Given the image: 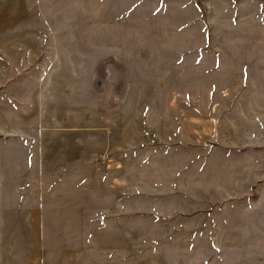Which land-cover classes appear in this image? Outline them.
Here are the masks:
<instances>
[{
    "label": "rangeland",
    "instance_id": "obj_1",
    "mask_svg": "<svg viewBox=\"0 0 264 264\" xmlns=\"http://www.w3.org/2000/svg\"><path fill=\"white\" fill-rule=\"evenodd\" d=\"M0 264H264V0H0Z\"/></svg>",
    "mask_w": 264,
    "mask_h": 264
},
{
    "label": "crops",
    "instance_id": "obj_2",
    "mask_svg": "<svg viewBox=\"0 0 264 264\" xmlns=\"http://www.w3.org/2000/svg\"><path fill=\"white\" fill-rule=\"evenodd\" d=\"M160 141V140H159ZM165 143V142H163ZM177 146H182L181 144H176ZM189 147V146H188ZM164 149H170L169 147V143H165ZM107 153H104L101 155V157L103 158L104 155H106ZM158 159H153V163L149 162V164L146 165H150L148 167L153 168L152 172H146V171H138V173H136V175H134V177L140 178V181H137L135 186L131 187V191L129 190L128 186V192L124 191V196L127 198H122L123 202H127L128 200H131L133 198H139V196L143 197V205H139L136 207L135 210L140 209L141 211H144V209H148L149 212H152L153 214H155L157 217L159 216H164V217H171V214H173L176 211H181V213H183L184 211H189V210H198L201 209V204L200 202H195L192 198V195L195 196L194 192L192 191V189L185 187V188H176L175 185L170 184L168 189H164L162 187L163 190L157 191L156 187H151L148 186L146 183H143V177L144 176H150V175H160L159 173H163L161 172V170H158L159 168H157V162ZM106 161V160H104ZM108 161V160H107ZM165 164L162 163L161 167L164 166ZM160 167V168H161ZM158 171V174H157ZM180 173H190L191 176H194L195 173L192 172H187L186 170H181V171H177ZM164 175H166L165 173H163ZM170 176L172 177V175L170 174ZM153 190V192H151ZM189 191V192H187ZM153 193H157L156 197L151 195ZM199 197V196H198ZM199 199V198H197ZM147 202H151L150 206H146L145 203ZM136 205V202H134ZM128 205H125L126 210L128 209L127 207ZM191 225V224H190ZM194 233V232H193Z\"/></svg>",
    "mask_w": 264,
    "mask_h": 264
},
{
    "label": "built area",
    "instance_id": "obj_3",
    "mask_svg": "<svg viewBox=\"0 0 264 264\" xmlns=\"http://www.w3.org/2000/svg\"><path fill=\"white\" fill-rule=\"evenodd\" d=\"M109 157H110V156H109L108 154H106V155H104V156H103V158H102V159H103V160H108V159H109Z\"/></svg>",
    "mask_w": 264,
    "mask_h": 264
}]
</instances>
